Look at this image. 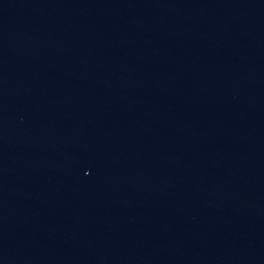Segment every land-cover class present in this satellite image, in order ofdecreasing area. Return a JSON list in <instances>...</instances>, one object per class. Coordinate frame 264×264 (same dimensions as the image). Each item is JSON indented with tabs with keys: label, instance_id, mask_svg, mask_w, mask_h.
I'll return each instance as SVG.
<instances>
[{
	"label": "water",
	"instance_id": "water-1",
	"mask_svg": "<svg viewBox=\"0 0 264 264\" xmlns=\"http://www.w3.org/2000/svg\"><path fill=\"white\" fill-rule=\"evenodd\" d=\"M0 264H264V0H0Z\"/></svg>",
	"mask_w": 264,
	"mask_h": 264
}]
</instances>
